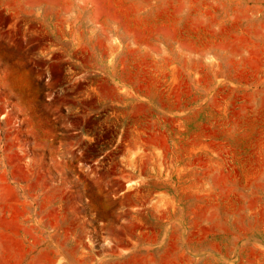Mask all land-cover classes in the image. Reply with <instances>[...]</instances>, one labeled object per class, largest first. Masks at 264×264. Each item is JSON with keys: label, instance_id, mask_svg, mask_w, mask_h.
Wrapping results in <instances>:
<instances>
[{"label": "rangeland", "instance_id": "374dc122", "mask_svg": "<svg viewBox=\"0 0 264 264\" xmlns=\"http://www.w3.org/2000/svg\"><path fill=\"white\" fill-rule=\"evenodd\" d=\"M0 264H264V0H0Z\"/></svg>", "mask_w": 264, "mask_h": 264}]
</instances>
